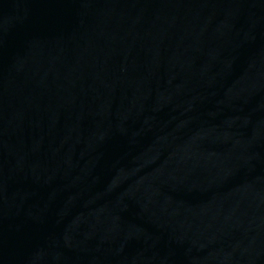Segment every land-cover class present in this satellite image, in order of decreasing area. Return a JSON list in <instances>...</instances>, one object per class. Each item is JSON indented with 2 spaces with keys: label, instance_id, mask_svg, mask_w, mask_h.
<instances>
[{
  "label": "water",
  "instance_id": "1",
  "mask_svg": "<svg viewBox=\"0 0 264 264\" xmlns=\"http://www.w3.org/2000/svg\"><path fill=\"white\" fill-rule=\"evenodd\" d=\"M0 264H264V0H0Z\"/></svg>",
  "mask_w": 264,
  "mask_h": 264
}]
</instances>
